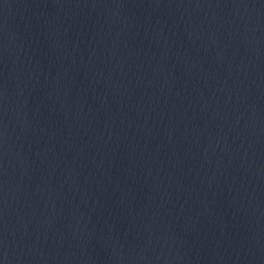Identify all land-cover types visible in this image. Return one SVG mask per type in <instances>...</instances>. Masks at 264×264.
I'll return each mask as SVG.
<instances>
[{
  "label": "water",
  "instance_id": "water-1",
  "mask_svg": "<svg viewBox=\"0 0 264 264\" xmlns=\"http://www.w3.org/2000/svg\"><path fill=\"white\" fill-rule=\"evenodd\" d=\"M0 264H264V124L0 16Z\"/></svg>",
  "mask_w": 264,
  "mask_h": 264
}]
</instances>
